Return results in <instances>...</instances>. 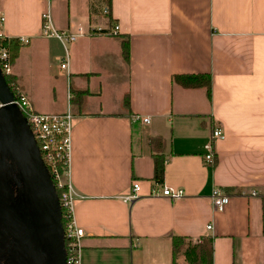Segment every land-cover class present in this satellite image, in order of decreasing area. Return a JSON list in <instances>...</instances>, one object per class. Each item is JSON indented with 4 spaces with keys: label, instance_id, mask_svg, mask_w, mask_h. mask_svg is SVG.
I'll list each match as a JSON object with an SVG mask.
<instances>
[{
    "label": "crops",
    "instance_id": "1",
    "mask_svg": "<svg viewBox=\"0 0 264 264\" xmlns=\"http://www.w3.org/2000/svg\"><path fill=\"white\" fill-rule=\"evenodd\" d=\"M43 10V0H0V34L27 40L10 76L35 112H64L70 88L87 94L80 108L69 104L62 178L76 196L79 264H172V238H211L212 264H264L263 203L246 197L264 195V0H55L53 28L81 33L68 46L67 74L58 69L60 44L40 36ZM38 67L55 68L60 106L36 102L26 76ZM175 75H208L209 93L182 89ZM216 127L224 138L205 165L203 146ZM151 138L163 142L161 184L152 180ZM133 182L139 197L127 205L121 198ZM155 184L183 195L149 196ZM213 189L229 196L216 213ZM181 251L174 264H186Z\"/></svg>",
    "mask_w": 264,
    "mask_h": 264
},
{
    "label": "built area",
    "instance_id": "2",
    "mask_svg": "<svg viewBox=\"0 0 264 264\" xmlns=\"http://www.w3.org/2000/svg\"><path fill=\"white\" fill-rule=\"evenodd\" d=\"M55 0H43L44 10L40 13V36L46 39L56 40L62 49V57L59 60L58 69L67 74L68 70V46L75 42L77 37L81 35L72 34L69 31H57L53 28L52 18L50 13V3ZM106 11H104V14ZM2 17L0 16V24ZM117 31V26H112L107 30L106 34L114 35ZM3 41L7 43L8 39L3 38L0 34V75L3 77L11 75V60L9 53ZM19 46L26 45L27 40L19 38L16 40ZM11 93L10 104L14 105L25 125V128L31 137L39 162L45 171L53 190L58 191L56 196V205L61 210L62 219H59V224L62 230V255L63 264H79V239L83 236L80 228H77L73 221L72 204L76 198L71 186L67 182H63L62 178L67 177L68 159H69V135L72 127L73 115L69 100L71 95L66 96L67 105L64 112L59 114H39L34 111L31 103L24 93L17 86H14ZM133 120L140 121L142 124L148 123V118L134 117ZM224 138L221 128L216 127L211 130L208 142L203 146L204 154L202 161L206 165L213 164L215 153L213 146L217 141ZM60 168V173H59ZM139 184L133 182L130 186V192L123 196L121 200L127 205L133 204L139 197ZM159 192V194H158ZM55 193V192H54ZM167 198L171 201L178 200L182 197L181 190L171 191L166 187L154 185L151 187L149 196ZM246 197L259 198L264 204V195H259L256 191H250ZM229 196L222 193L218 189H213L209 195V202L213 213L220 212L228 203ZM210 226H206L209 230ZM196 240L192 244L199 243Z\"/></svg>",
    "mask_w": 264,
    "mask_h": 264
},
{
    "label": "water",
    "instance_id": "3",
    "mask_svg": "<svg viewBox=\"0 0 264 264\" xmlns=\"http://www.w3.org/2000/svg\"><path fill=\"white\" fill-rule=\"evenodd\" d=\"M10 101L11 93L0 75V150L9 152L17 166L33 218V240H28L25 217L15 215L16 218L10 212L6 215L8 221L2 218L4 193L0 196V222L10 231L16 264H63L62 230L56 196L23 120Z\"/></svg>",
    "mask_w": 264,
    "mask_h": 264
},
{
    "label": "rangeland",
    "instance_id": "4",
    "mask_svg": "<svg viewBox=\"0 0 264 264\" xmlns=\"http://www.w3.org/2000/svg\"><path fill=\"white\" fill-rule=\"evenodd\" d=\"M54 66H56L55 62ZM54 69L55 68H52L46 71L43 67H38L36 69L31 68L30 74L26 76L27 82L32 84V88L36 93V102L42 107L54 108L61 105V100H59V98H56V104L53 103V99L58 96L57 93L59 92L58 88L54 87L52 81L55 75ZM55 84H57V86L59 85V78ZM53 88L57 90V93L53 92ZM18 176L17 166L12 156L9 152L0 150V196L1 193L5 195V197H3L4 213L3 217L1 215L0 217L5 221L7 219L6 215L10 214V212L13 213L14 216L16 215L21 218L25 217V222L28 224L27 237L28 240L32 241L34 237L33 218L31 217L24 188ZM1 223L2 222H0V243L2 244V248L0 249V264H16L10 231L8 226L4 227ZM187 243L188 242H185L184 245H187Z\"/></svg>",
    "mask_w": 264,
    "mask_h": 264
},
{
    "label": "trees",
    "instance_id": "5",
    "mask_svg": "<svg viewBox=\"0 0 264 264\" xmlns=\"http://www.w3.org/2000/svg\"><path fill=\"white\" fill-rule=\"evenodd\" d=\"M107 9V7H106ZM100 33H104L100 31ZM3 45L7 48L11 64L16 58L19 45L16 40L8 39L7 43L3 41ZM121 56L124 60L127 59L128 55V45L127 42L122 40L120 42ZM5 85L12 91L15 85L14 78L12 76H3ZM173 82L180 86L182 89H205L206 93H209L210 79L208 75H175L172 78ZM72 97L69 100V104L80 108L83 104V96L87 95L85 91H77L74 89H69ZM121 105L124 109L127 107V95H123ZM150 150L154 153L152 155L153 162V173L152 180L156 184H161L163 180V164L162 156L160 155L163 149V142L160 138H151L148 141ZM60 173V168H59ZM55 194L57 190L55 189ZM263 213H264V204H263ZM60 219L63 218L60 210ZM184 240L181 238H172L171 246V256L172 264L177 254L183 250V256L186 261V264H212V239L211 238H202L199 243L184 245Z\"/></svg>",
    "mask_w": 264,
    "mask_h": 264
},
{
    "label": "flooded vegetation",
    "instance_id": "6",
    "mask_svg": "<svg viewBox=\"0 0 264 264\" xmlns=\"http://www.w3.org/2000/svg\"><path fill=\"white\" fill-rule=\"evenodd\" d=\"M13 243V242H12ZM13 249H14V247H13Z\"/></svg>",
    "mask_w": 264,
    "mask_h": 264
}]
</instances>
